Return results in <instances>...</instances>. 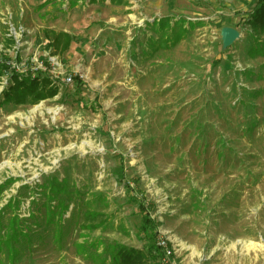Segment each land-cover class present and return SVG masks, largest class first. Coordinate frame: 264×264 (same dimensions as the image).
Instances as JSON below:
<instances>
[{"label":"rangeland","instance_id":"374dc122","mask_svg":"<svg viewBox=\"0 0 264 264\" xmlns=\"http://www.w3.org/2000/svg\"><path fill=\"white\" fill-rule=\"evenodd\" d=\"M253 2L0 0V64L39 68L59 88L15 106L0 77V264H109L106 244L145 247L139 206L172 264H264V55L252 50L264 33L243 22ZM52 33L69 47H48ZM52 178L68 194L47 205Z\"/></svg>","mask_w":264,"mask_h":264},{"label":"trees","instance_id":"16d2710c","mask_svg":"<svg viewBox=\"0 0 264 264\" xmlns=\"http://www.w3.org/2000/svg\"><path fill=\"white\" fill-rule=\"evenodd\" d=\"M244 15L245 18L243 22L247 23L251 27L255 35L264 33V0H254ZM164 23H166V21L162 22V24ZM184 23L185 21L181 22L182 30L187 31V28L183 26ZM188 26L192 27L190 24ZM44 33L46 37H49L47 32ZM181 37L182 33L178 34L176 41H179ZM165 42L168 43L167 41ZM69 44L70 38L67 35L58 36L57 34L52 33L50 41L47 45L57 51H63L69 47ZM157 45L156 47H158ZM252 50L264 55L263 45L254 47ZM6 73H8L10 77V86L7 90L2 91V100L4 103L15 106L35 104L42 100L53 98L58 93V86L52 82L51 78H49L47 74L42 73L40 70L31 71L28 69L21 73L16 72L15 69H11L8 65L0 64V77ZM79 81L80 80L77 77L74 78V82L79 83ZM26 188L30 190L34 189L29 186H26ZM68 188L69 184L65 180L59 181L57 178L49 180V182L42 189L47 205L55 202L61 195H67ZM126 188L127 191L131 190L130 186H126ZM56 206L60 212L59 216L62 218L63 214L68 209V205L60 200L57 202ZM138 210L141 214L138 239L146 243L145 247L142 249H136L120 244H106L102 249V253L108 255L109 264H161L160 260L162 258V252L156 246V238L158 236L156 223L153 219H151L149 213L141 206L138 207ZM1 224L0 220V225ZM19 229L18 223L13 221L12 232L19 233ZM21 234H23L22 229Z\"/></svg>","mask_w":264,"mask_h":264},{"label":"built area","instance_id":"2783aa9c","mask_svg":"<svg viewBox=\"0 0 264 264\" xmlns=\"http://www.w3.org/2000/svg\"><path fill=\"white\" fill-rule=\"evenodd\" d=\"M10 68H11V66H10ZM11 69H14V68H11ZM28 69L31 71L41 70L39 68H34V69L27 68L26 70H28ZM26 70H24L23 72H25ZM15 71L18 72L17 69H15ZM23 72H21V73H23ZM6 74L9 75L8 73H6ZM72 78H73L72 76H68L67 78L62 80V82L66 85H70L73 82ZM53 83L56 84V80H53ZM156 246L162 252V258L160 260L161 264H172L171 258L173 255V251H172L171 247L169 246V243L166 240H164L163 238H160L158 235L156 238Z\"/></svg>","mask_w":264,"mask_h":264},{"label":"water","instance_id":"95a60500","mask_svg":"<svg viewBox=\"0 0 264 264\" xmlns=\"http://www.w3.org/2000/svg\"><path fill=\"white\" fill-rule=\"evenodd\" d=\"M222 34L223 36H226V38L228 39V42L226 43L224 42L225 44L232 43L238 37V34L233 29H229V28L224 29Z\"/></svg>","mask_w":264,"mask_h":264},{"label":"bare ground","instance_id":"6f19581e","mask_svg":"<svg viewBox=\"0 0 264 264\" xmlns=\"http://www.w3.org/2000/svg\"><path fill=\"white\" fill-rule=\"evenodd\" d=\"M222 40H223V42H228V39L226 38V36H223V38H222Z\"/></svg>","mask_w":264,"mask_h":264}]
</instances>
